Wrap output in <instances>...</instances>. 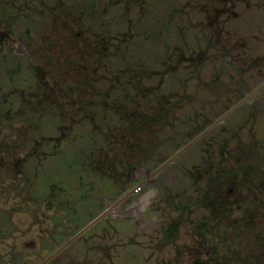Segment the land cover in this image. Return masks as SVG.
<instances>
[{
	"label": "rangeland",
	"instance_id": "1",
	"mask_svg": "<svg viewBox=\"0 0 264 264\" xmlns=\"http://www.w3.org/2000/svg\"><path fill=\"white\" fill-rule=\"evenodd\" d=\"M46 1L0 2V264H264V0Z\"/></svg>",
	"mask_w": 264,
	"mask_h": 264
},
{
	"label": "trees",
	"instance_id": "2",
	"mask_svg": "<svg viewBox=\"0 0 264 264\" xmlns=\"http://www.w3.org/2000/svg\"><path fill=\"white\" fill-rule=\"evenodd\" d=\"M1 1H3V0H0V2ZM46 1V0H45ZM6 3V2H5ZM53 3L54 2H50V1H46V2H44V0H20V7L22 8V9H28V10H30L31 8L30 7H34V9H31L30 10V12L29 13H33V12H37V11H40V12H42L43 14H44V10L42 11V9H38V5H42V4H45V5H47L48 6V8H49V11H55V12H57V9L56 8H60L59 6H61V4L60 3H57V7H55L54 5H53ZM7 4V3H6ZM74 40V39H73ZM81 60V59H80ZM79 59L78 60H76V61H78L79 63H81V61H80ZM76 61H74L73 60V62L75 63V64H77L76 63ZM84 63H86V62H84Z\"/></svg>",
	"mask_w": 264,
	"mask_h": 264
}]
</instances>
